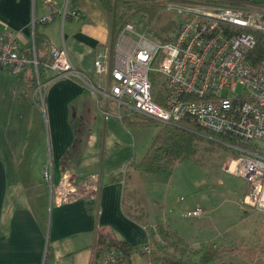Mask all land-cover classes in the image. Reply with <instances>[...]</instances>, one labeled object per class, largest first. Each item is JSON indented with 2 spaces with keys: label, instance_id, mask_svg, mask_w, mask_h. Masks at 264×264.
<instances>
[{
  "label": "crops",
  "instance_id": "crops-1",
  "mask_svg": "<svg viewBox=\"0 0 264 264\" xmlns=\"http://www.w3.org/2000/svg\"><path fill=\"white\" fill-rule=\"evenodd\" d=\"M44 1L0 0V32H17L22 51L29 57L36 53L42 62L50 58L51 46L65 43L75 67L95 76L96 56L114 51L115 17L101 0H56L60 7L79 8L83 18L33 23L45 13ZM36 77L31 63L18 75L0 68V264H93L100 239L147 241L145 227L130 220L122 207L128 179L149 216L155 205L166 212L165 203L160 205L150 193L148 173L135 166L147 150L137 157L136 140L127 128L139 126L127 127L123 119L131 115L122 109L125 116L120 119L115 107L105 119L90 91L77 80L57 79L50 70L42 72L41 81L47 84L43 105L35 93ZM5 125L10 126L5 128L7 136ZM71 148L74 157L68 169L81 177L100 172L102 186L97 199L58 206L52 202L44 166L53 161L58 182L64 172L61 159ZM164 215L155 214L154 220L175 218ZM255 228L236 238L241 244L248 242L244 248L255 247L250 245Z\"/></svg>",
  "mask_w": 264,
  "mask_h": 264
},
{
  "label": "built area",
  "instance_id": "built-area-1",
  "mask_svg": "<svg viewBox=\"0 0 264 264\" xmlns=\"http://www.w3.org/2000/svg\"><path fill=\"white\" fill-rule=\"evenodd\" d=\"M45 13L34 19L42 24L57 17L80 20L79 8L60 7L56 0L44 1ZM164 12L183 19L173 38L160 41L131 21L116 29L113 53H99L94 60L95 76L77 69L64 43L51 46L44 70L57 79L77 80L90 91L105 119L111 116L141 115L166 124L196 123L199 127L231 139L236 154L226 171L245 178L248 192L239 207L264 210V59H250L257 45L253 31L264 32V3L241 0H166ZM33 64L37 76L36 96L44 105L47 84L41 81L40 62L22 51L17 32H0V68L20 74ZM164 77L167 90L162 102L154 99L151 73ZM114 105V106H112ZM55 166L49 159L44 178L52 202L58 206L99 197L100 172L81 177L74 169L55 181ZM204 210L187 212L200 217ZM154 227L153 241L164 244ZM146 229V227H145ZM150 237L134 250L118 247L95 249L93 264H127L133 255L153 251ZM147 264H163L155 259Z\"/></svg>",
  "mask_w": 264,
  "mask_h": 264
},
{
  "label": "rangeland",
  "instance_id": "rangeland-1",
  "mask_svg": "<svg viewBox=\"0 0 264 264\" xmlns=\"http://www.w3.org/2000/svg\"><path fill=\"white\" fill-rule=\"evenodd\" d=\"M122 7L123 4L119 0L118 15ZM165 13L173 18L178 17L174 13ZM130 14H132L131 17H126L124 22L135 23L142 13L131 12ZM179 18L182 17L179 16ZM151 77L158 82L164 81V77L156 72H152ZM37 100L41 101L39 95ZM6 127L10 126H4L5 136H7ZM127 129L129 137L136 140V153L140 158L150 147L158 129L155 126ZM106 137L110 140L108 134ZM211 139L210 143L215 148L214 152L210 153L206 149L208 144L201 142L194 160L179 163L165 173L147 174L146 180L149 183L150 193L155 194L153 198L160 205L165 203L166 212L164 213L163 208L158 207L159 205H155L151 213L153 215L147 216L144 220L151 225H156L155 214L163 218L164 214L174 216L173 220L163 222V226L179 231L194 249L198 248L201 242L217 237L216 242L220 245L241 247L235 254L228 256L233 258L236 264H264V210L252 208L254 210L247 213L245 210L247 208L239 207V198L248 192L250 186L245 178L226 171L230 163L229 158L236 154V149L230 142L223 139ZM198 206L205 212L202 217L186 216L188 211ZM176 217L183 219H176ZM254 227L257 231L256 238L250 242V245L261 251L253 257H247L244 254V247L249 246L248 242L241 244V241L236 238L249 234ZM221 234H225L223 239H220ZM127 264H147V259L141 255H133L128 258Z\"/></svg>",
  "mask_w": 264,
  "mask_h": 264
},
{
  "label": "trees",
  "instance_id": "trees-1",
  "mask_svg": "<svg viewBox=\"0 0 264 264\" xmlns=\"http://www.w3.org/2000/svg\"><path fill=\"white\" fill-rule=\"evenodd\" d=\"M101 1L107 12L115 17L116 29L124 22L126 17H131V12L133 14L141 12V17L135 24L147 30L151 36L160 41H168L173 38L177 31L178 23L182 20L179 16L173 18L166 15L164 12L166 0H120L123 7L119 15L117 13L119 0ZM253 33L257 38V45L252 51L250 59L253 63H257L264 59V32L253 31ZM36 44L38 47V40ZM38 60L40 62L42 80V72L44 71L42 64L45 62L40 61L39 58ZM152 80L154 99L161 103L164 92L167 90L166 84L163 81ZM123 120L127 127L155 126L158 129L145 156L140 162L135 164L143 173L148 174L165 173L172 170L179 163L194 160L198 153L199 143L201 142L208 144L206 149L210 153L214 152L215 148L210 143L211 138L223 139L230 143L234 142L231 139L203 129L196 123H184L183 125L166 124L140 115L126 117ZM73 157L74 152L71 148L67 150L61 159L60 163L63 171L71 166ZM117 179L115 177V180ZM122 207L125 215L130 220L146 227L151 241H153L155 236L153 226L156 227L165 241L164 244L153 241V251L151 254H145L146 258L161 261L163 264H236L235 260L228 256L240 250L241 247L239 246L232 247L220 245L216 241H203L198 248L194 249L179 231L164 227L162 221L156 222V225L147 223L144 219L149 216V213L144 210L138 194L130 185L128 179L125 180ZM140 244H132L124 239H100L97 248L100 250L118 247L130 251ZM260 251L261 249H256V247L244 248V254L247 257H253V255L258 254Z\"/></svg>",
  "mask_w": 264,
  "mask_h": 264
}]
</instances>
